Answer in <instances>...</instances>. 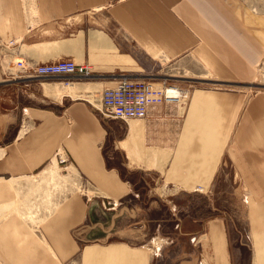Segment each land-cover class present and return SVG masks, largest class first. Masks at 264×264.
Returning a JSON list of instances; mask_svg holds the SVG:
<instances>
[{"label":"crops","instance_id":"1","mask_svg":"<svg viewBox=\"0 0 264 264\" xmlns=\"http://www.w3.org/2000/svg\"><path fill=\"white\" fill-rule=\"evenodd\" d=\"M30 3L36 27L27 33L18 20L27 18L28 0H0V39L23 35L20 46L26 52L17 58L31 63L74 59L100 78L93 83L24 75L12 79L0 67V217L10 214L0 221V264L3 257L13 264H65L79 253L80 264H264V93H250L255 67L264 61V13L254 11L246 0ZM78 14L85 15V22L73 25ZM61 20L70 27L58 25ZM48 42L60 46L46 53L31 48ZM197 47L219 79L198 80L203 78L197 75L176 80L197 91L191 108L151 104L145 118L124 121L104 118L93 107L95 96L102 98L120 73L151 79L150 65L176 63ZM63 82L73 85L63 87ZM230 146L261 191V203L250 212L249 256L231 253L221 216L193 213L177 225L163 220L178 241L195 240L186 246L193 252L180 258L162 249L160 242L167 239L161 234L157 241L153 238L156 244L116 238V217L106 224H89L92 199L82 191L55 199L56 192L72 186L49 176L51 166L63 172L73 168L108 210L121 205L123 213L130 212L125 200L143 197L150 198V205L142 203L134 213L168 209L172 214L166 205L171 201L152 192L165 186L177 192L210 186ZM40 202L47 203L41 216ZM8 207L28 211L33 219L19 212L3 214ZM145 223L141 219L140 228L132 230L136 237L148 236Z\"/></svg>","mask_w":264,"mask_h":264},{"label":"rangeland","instance_id":"2","mask_svg":"<svg viewBox=\"0 0 264 264\" xmlns=\"http://www.w3.org/2000/svg\"><path fill=\"white\" fill-rule=\"evenodd\" d=\"M246 1L251 5L254 11L264 13V0ZM28 2V16L24 19L19 18L18 22L19 24L23 25L24 29H29V32L26 30L27 33H31L30 31H32L33 28L36 27V21L34 19L33 14L35 9L31 8L32 5L30 3V0H28ZM71 21L73 25H80V23L85 22V15L78 14L77 18H74ZM69 23L70 22L66 24L65 22H63V20H61L59 21L58 25L66 29V26H68V28L70 27ZM49 27L51 29H54L55 25H50ZM44 30L47 29L44 28ZM71 34H73V32ZM22 36L23 35H19L18 37L14 36L13 38V40L16 41L15 48L20 52V55L26 52V47L23 46L21 48L20 46L21 42L23 41ZM56 46L58 47L55 48ZM59 46L60 43L48 42L44 44L34 45L31 48L34 51L46 53L48 51L58 49ZM19 59L20 58H17L15 56L12 58V61L14 62ZM23 60L27 61L26 59ZM27 62L31 63V61ZM0 67L2 69L1 62ZM147 73L150 75H154L153 77H156L159 82L161 80H167L169 83L177 84L187 89L190 92V97L187 102V105H185L186 107H184L188 109L191 108L192 100L195 98L197 91H194L195 88L193 87V85L181 84L183 82L176 81L177 79L203 78L198 80L204 81H217L219 79V77L215 74L212 68L209 67L202 60L198 47L180 56L176 63H170L169 61H160V63H158L157 65H150L147 68ZM197 75L202 76L196 78ZM97 80L98 79H73L72 81L81 83H93L92 81ZM224 89H226V87H220L221 91H225ZM260 91L264 93V61L261 62L257 67H255L254 82L250 93L256 94ZM246 94H248V92H246ZM95 99L99 102L101 98L95 96ZM96 101L94 102V104L96 103ZM48 169L49 176H51L52 179L58 181L62 185L72 186L69 190L67 188H62L59 192H56L57 196L55 199H58L60 197L62 198L64 195L69 196L70 194H72L69 192L74 193L76 191H82L87 195V197L92 199L93 202L87 222H89L90 224V221H95L106 224L107 220L108 222H112L114 217H116V220H114V232H120L115 235L116 238H124L125 236L129 237V240L132 244H145L146 242L148 243L149 240L154 242L153 238H155V241H157L159 235L161 234V236L167 239L165 244H162V242H160V246L162 247V249L166 247L170 255L180 258L181 254L184 255L186 252H188V254H191L193 252L192 249H189L186 246H188L189 244L193 245V243H195V240L193 242L178 241V237L176 236V234H169L171 224L163 220L175 221L177 222V225L180 219H186L187 217L193 215V213H196L195 215H201L205 218H207V216L212 215L218 217L221 216L224 218L227 224L231 253H241L245 256H249V254H251L252 252L253 237L251 238L250 235V212L253 206L259 205L261 203V191L258 188L260 186L256 181H254L243 160L240 158L238 153H236L232 146L229 147L227 154H225L219 166V170L216 174L215 180L210 186H207L205 188L201 187V191H198V186H196L194 187L195 190L192 188L190 190L178 192L172 189V187L165 186L163 188L159 187L157 191L152 192V194L161 197L163 200L171 201L167 202L166 205H169L172 208V214L168 212V209L164 210V212L160 214L152 213L154 212V209L151 210V214H138L139 212L135 210V214L133 212L134 207L139 208L141 207L142 203L150 205V198L144 199L143 197H128V199L125 200L123 206H128L130 208V212L124 210L123 213L120 208H118L121 207V205H118L116 210H108L107 208L109 206L106 204L104 205L102 202L99 201L101 199L97 197V193L92 188H90L89 185H87L83 179L78 178L73 168H67V170L64 172L62 168L58 170V168L54 166H51ZM60 175L61 177H59ZM43 186L45 187V184L42 183V187ZM53 198L54 197H51L52 200ZM65 198H63V200ZM59 203L60 202L56 203L55 207H57ZM45 204L47 206V203ZM45 204H39V216H41V214H43V212L45 211ZM23 211L19 207H8L5 208L2 213L5 214L11 212H19L22 216H24L25 219H33V217H31L32 213L28 211ZM17 215L20 216L19 214ZM4 218L0 217V221ZM24 218L21 217V219ZM141 219H145L147 223H145L146 226L145 230L143 231L146 233V235L148 233V236L145 238L144 236L136 237V235L132 233V230L135 226L137 229L140 228ZM160 220L161 222H159ZM80 254L81 253L76 255L74 259L65 264H80ZM2 259L3 264H13L12 261H9L7 258L3 257Z\"/></svg>","mask_w":264,"mask_h":264},{"label":"built area","instance_id":"3","mask_svg":"<svg viewBox=\"0 0 264 264\" xmlns=\"http://www.w3.org/2000/svg\"><path fill=\"white\" fill-rule=\"evenodd\" d=\"M16 41L0 39V62L5 76L12 79L24 75L31 80L68 78L70 80L98 79L89 65L77 63L74 59H59L46 63H29L23 59L12 61L20 56L15 48ZM18 74V76H17ZM190 92L167 80L160 82L156 77L151 79L136 78L129 73H120L114 86L103 91L101 106L94 107L104 118L127 121L132 118H145L151 104L176 103L187 105ZM186 107V106H185ZM198 191L202 188L198 187Z\"/></svg>","mask_w":264,"mask_h":264},{"label":"bare ground","instance_id":"4","mask_svg":"<svg viewBox=\"0 0 264 264\" xmlns=\"http://www.w3.org/2000/svg\"><path fill=\"white\" fill-rule=\"evenodd\" d=\"M63 84H65V85H67V86H63V87H70V86H72L73 84H66V82H63ZM46 93L47 94H50V91H49V87L48 86H46ZM101 100V99H100ZM100 100H99V102L98 101H96V103L94 104V103H92L93 104V106L94 107H99V106H101V102H100ZM57 164V163H56ZM58 170H60V168H58ZM32 217V216H31ZM256 233V232H255Z\"/></svg>","mask_w":264,"mask_h":264}]
</instances>
